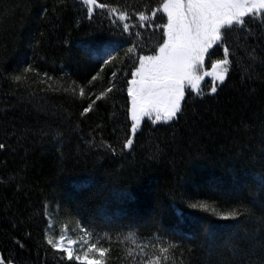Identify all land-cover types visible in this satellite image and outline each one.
Returning <instances> with one entry per match:
<instances>
[{
  "label": "trees",
  "instance_id": "obj_1",
  "mask_svg": "<svg viewBox=\"0 0 264 264\" xmlns=\"http://www.w3.org/2000/svg\"><path fill=\"white\" fill-rule=\"evenodd\" d=\"M97 3L129 16L127 42L104 71L93 39L115 46L125 37L106 31L99 8L89 20L83 0H0V61L9 69L0 78V261L67 264L47 244L55 229L107 249L103 264H264V20L249 16L227 34L230 75L218 94L206 81V98L193 91L178 123L143 119L121 154L127 81L138 56L158 49L166 16L152 15L163 0ZM223 48L208 59H223ZM18 66L31 71L11 72ZM113 81L111 98L84 113ZM230 212L238 215L223 219Z\"/></svg>",
  "mask_w": 264,
  "mask_h": 264
},
{
  "label": "snow or ice",
  "instance_id": "obj_2",
  "mask_svg": "<svg viewBox=\"0 0 264 264\" xmlns=\"http://www.w3.org/2000/svg\"><path fill=\"white\" fill-rule=\"evenodd\" d=\"M83 4L88 6L89 20L93 19L97 8L101 10V13L106 14L109 24L106 29L108 33L125 37V33L130 32L129 23L126 22L129 16L124 11L110 8L104 3L98 4L97 0H83ZM161 12L166 16V22L160 25L159 47L153 49L151 55L138 56L139 66H134V70L131 71L132 78L127 81L126 103L130 104L128 114L132 121L131 131L134 134L142 118L145 117L153 124L178 123L185 114V105L189 97H193V91L190 89L194 90L195 97L206 98L202 86V66L205 64V58L214 55L223 44V59L216 60L212 65L216 71L210 88V94L219 93L230 75L231 52L227 45V34L234 30L243 31L247 26L246 18L249 16L259 15L264 20V0H163L162 6L152 15L155 17L156 13ZM138 15L141 21L147 22L148 17L145 13L141 12ZM121 22H123L122 26ZM152 23L155 24V19ZM125 42H127L126 37L112 46L113 42L109 39H93L92 51L96 62L99 64L102 61L101 71L114 62L113 54H118L120 45ZM36 44L43 45V33ZM29 46H32L31 42ZM128 52L131 53L132 49L129 48ZM23 71H31V68L21 69L18 66L11 69V72ZM6 72H9L7 65L0 61V78H3ZM112 76L116 77L117 73L112 72ZM9 79L19 81L21 76H9ZM96 80L97 75H92L88 83L92 84ZM116 88L117 85L113 81L106 91L102 90L95 95L83 112L91 111L97 101L111 98L108 94L113 93ZM133 145V139L127 138L121 154H126L123 149H131ZM5 148L6 145L0 143V149ZM258 184L264 190V176L258 178ZM172 194L177 195L175 189ZM189 207L193 210H206L208 205L190 203ZM237 215L236 212H230L225 214L223 219L234 218ZM82 223H84L83 220ZM165 234L168 233L165 232ZM47 244L52 248H59L58 243L53 239H48ZM20 246L23 247L22 244ZM96 250L97 246L92 245L91 251ZM63 251L67 252V264H72V250L67 248ZM99 251L103 256L107 249H99ZM76 259L79 260L80 257L77 256ZM0 264H6V262L0 261ZM88 264H103V260L88 261ZM148 264H156V261H149Z\"/></svg>",
  "mask_w": 264,
  "mask_h": 264
},
{
  "label": "rangeland",
  "instance_id": "obj_3",
  "mask_svg": "<svg viewBox=\"0 0 264 264\" xmlns=\"http://www.w3.org/2000/svg\"><path fill=\"white\" fill-rule=\"evenodd\" d=\"M215 62L210 61L208 57L205 58V64L202 66V71H201V76L203 83L207 81L206 84L208 83H213L214 81V72L216 71L213 69L212 65ZM202 83V84H203ZM191 90V89H190ZM194 91V90H192ZM147 118V117H145ZM142 118L141 123L143 121ZM131 120V118H130ZM132 124V121H131ZM141 125V124H140ZM140 127V126H139ZM137 128V130L139 129ZM137 132V131H136ZM135 134L132 133L131 128H130V138L133 139V136ZM81 231L78 230L77 236H70L69 233H67L65 230H61L56 232L55 229H51L48 233V239H53L56 241L59 245V250L63 251L64 249L70 248L73 252V259L77 260L76 257L79 256L80 259L78 261L80 262H85L88 264V261H93V260H101V255L99 251H91V248L87 247V241L81 233ZM66 256L67 252L63 251Z\"/></svg>",
  "mask_w": 264,
  "mask_h": 264
}]
</instances>
